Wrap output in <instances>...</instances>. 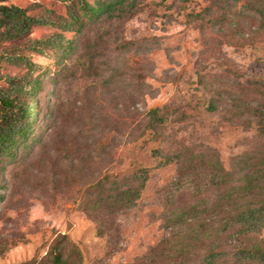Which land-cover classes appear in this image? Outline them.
<instances>
[{"label":"rangeland","instance_id":"obj_1","mask_svg":"<svg viewBox=\"0 0 264 264\" xmlns=\"http://www.w3.org/2000/svg\"><path fill=\"white\" fill-rule=\"evenodd\" d=\"M217 1L140 0L129 19L65 33L73 41L65 63L31 56L48 70L28 149L0 161V264H50L60 236L78 248L81 264H179L188 227L173 229L169 214L199 204L195 224H208L206 211L220 194L201 163L186 162L190 155L214 156L230 170L263 145L250 113L264 92V25L247 14L237 29L214 25ZM6 4L30 17L67 18L57 0ZM54 33L34 27L30 39ZM4 74L25 70L3 64ZM155 108L166 120L157 129ZM138 169L149 171L139 200L98 236L82 205L91 186L105 177L122 185Z\"/></svg>","mask_w":264,"mask_h":264},{"label":"trees","instance_id":"obj_2","mask_svg":"<svg viewBox=\"0 0 264 264\" xmlns=\"http://www.w3.org/2000/svg\"><path fill=\"white\" fill-rule=\"evenodd\" d=\"M7 1L0 0V48L9 46L0 52V66L12 65L25 70V74L0 75V161L13 158L18 150L28 149L36 119L37 98L48 70V67L33 63L31 56L48 54L55 63H65L73 52V41L66 39L65 33L80 35L89 27L129 19L136 13L140 0H57L66 6L65 21L30 17L24 9L7 5ZM228 1H217L220 14L212 19L214 25L221 27L227 23L237 29L239 19L245 14L259 19L264 25V0H232L233 6L228 5ZM232 7L234 11L230 12ZM204 11L209 14L213 10ZM229 13L233 16L231 20L227 19ZM38 26L55 30V33L31 40L32 29ZM16 43L18 47L11 48ZM259 95V103L253 106L250 117L263 145L239 156L235 167L230 170H225L214 156L205 159L190 155V160L186 161L188 164L201 163L199 169L208 173L211 185L220 194L206 211L208 224H195L202 215L199 204L189 209L178 208L169 214L168 221L173 229L182 225L188 227L182 237L185 244L179 264H264V240L261 238L264 232V92ZM149 115L152 128L163 127L166 120L160 115L159 108L150 110ZM172 159L179 164L184 162L179 155ZM172 159L169 158L168 163ZM181 170L183 168L179 174ZM148 178L147 169H138L122 185L109 182L105 177L91 186L90 199L82 205L87 215L98 224V236L104 235L111 216L127 212L136 205ZM168 244L169 241H165L162 246ZM198 251L202 254L193 258ZM161 252L165 254L168 249ZM47 257L50 264L82 263L80 251L66 236H60L52 244Z\"/></svg>","mask_w":264,"mask_h":264}]
</instances>
